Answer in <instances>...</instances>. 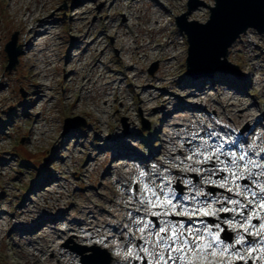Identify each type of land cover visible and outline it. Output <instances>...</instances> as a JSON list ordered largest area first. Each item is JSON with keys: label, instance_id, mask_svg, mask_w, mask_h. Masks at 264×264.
<instances>
[{"label": "rangeland", "instance_id": "1", "mask_svg": "<svg viewBox=\"0 0 264 264\" xmlns=\"http://www.w3.org/2000/svg\"><path fill=\"white\" fill-rule=\"evenodd\" d=\"M38 1L0 0V264H34L32 252L39 256L40 264H83L84 257L87 264H159V256L151 254L153 245L145 240L155 241V235L150 233L161 227V221L169 220L182 222L185 229L194 223L203 232L198 243H211L203 258L197 254L191 264H219L227 254L220 249L222 245L213 246L206 228L196 220L206 216L184 212L202 207L204 202L213 209L237 208L236 212L208 215L218 221L216 225L232 224L229 217L238 221L243 216L248 217L245 225L251 227L254 219L261 224L251 211L256 198L244 193L243 188L239 189L244 197L242 203L253 200L250 209L213 203L215 195L223 200L219 193L222 191L226 192L222 195L230 193L233 199H239L235 195L238 190H227L232 186L228 171L210 176L204 169L212 168L213 162L217 169H223L225 164L220 161L230 162L233 156L243 165L262 150L264 33L250 29L229 49L225 68L229 72L238 69L241 79L225 74L195 79L186 76L188 40L176 27V19L188 12L189 0H42L41 5L46 3L43 9ZM203 1L206 6L194 10L188 21L209 20V7L215 5V0ZM37 3L38 15L53 20L54 26L48 29L54 28L60 39L56 67L47 66L48 52L53 50L49 53L53 55L55 50L53 36L29 41L33 45H28L21 35L20 22L26 7L34 8ZM155 27L162 29L150 31ZM14 36L15 52L19 48L22 54L17 56L15 67L8 70L5 47ZM165 44L169 47L164 48ZM162 50L163 55L159 53ZM29 56L37 68L49 70L52 82L42 79L41 69L25 64ZM40 72L41 77L36 76ZM90 77L97 82L86 83ZM230 78L238 90L225 86ZM112 80V89H108L106 84ZM194 80L205 81L202 86L206 91L197 98L204 102L211 99L207 105L196 103L192 95L184 96L186 90L189 94L196 92L197 88H189ZM43 84H49L42 87L47 96L37 102L39 97L33 95L32 87ZM81 84L86 87L80 89ZM232 102L237 106L228 105ZM156 111L163 118H154ZM67 119L72 122L66 123ZM257 120L263 121L257 124ZM185 128L191 129L192 136L182 141L187 138ZM234 136L239 138L237 149L230 150L237 142ZM217 144L227 149V158L216 153L211 161L203 162V156L194 154L205 149L211 154L212 146ZM241 155L244 160H239ZM224 176L230 183L217 186L216 181ZM161 186L176 205L174 211L168 209L169 215H153L165 209L147 202L154 199L149 189H155L161 201L165 199ZM252 187L256 191L257 186ZM26 202L30 204L20 210ZM55 206L59 208L55 210ZM88 207L100 216V221L91 219L93 225L83 226L86 237L69 229L71 218H55L62 215L61 211L86 212ZM28 210L32 211L29 215H36L34 220L18 213ZM223 214H228L227 219L221 218ZM81 217L89 221L84 214ZM107 224L121 226L120 232L113 234L114 239L103 230ZM94 225L100 227L88 230ZM18 226L24 232L16 233ZM40 226L43 229L34 236L47 233L48 240L54 241L50 245L53 248H45L43 254L29 251L27 246L36 240L32 241V233ZM256 238L257 235L246 264H264V252L259 242L256 245ZM242 245L249 249L246 243ZM187 255L193 256L191 252ZM177 256L172 253L175 264H190L187 259L180 263Z\"/></svg>", "mask_w": 264, "mask_h": 264}, {"label": "water", "instance_id": "2", "mask_svg": "<svg viewBox=\"0 0 264 264\" xmlns=\"http://www.w3.org/2000/svg\"><path fill=\"white\" fill-rule=\"evenodd\" d=\"M187 6L188 12L176 19L177 28L187 36L189 45L187 75L198 79L221 73L241 78L238 69L229 72L225 68L229 49L250 29L264 33V0H215V5L209 7L210 17L206 23L188 21L194 10L206 6L203 0H189ZM16 41L14 36L5 47L8 70L15 67L17 56L22 54L19 48L15 52ZM70 121L72 119H67L66 123ZM83 264H87L86 257Z\"/></svg>", "mask_w": 264, "mask_h": 264}, {"label": "snow or ice", "instance_id": "3", "mask_svg": "<svg viewBox=\"0 0 264 264\" xmlns=\"http://www.w3.org/2000/svg\"><path fill=\"white\" fill-rule=\"evenodd\" d=\"M213 152L211 154L208 153L207 149H205L204 152H196L195 155H201L203 156V162H209L212 159V156L216 153H219L220 155L225 156L226 158L229 156L228 152H225L222 150V145L217 144L212 146ZM191 157H189L190 159ZM218 159V157H217ZM239 160H244V156L241 155L239 157ZM221 164H225V168L223 169H217L215 165L212 168L204 169V171H208L210 176H214L219 171H228L231 176V185L227 188L229 192L233 191V187H235L238 191L235 193V195L239 196L241 195V192L239 189L243 188L244 193L250 194L252 198H257L256 203L260 205V207L264 208V181H261L259 177H264V171L260 172H253L252 169L258 168V169H264V162H256L253 159H248L244 162L243 165H240L237 161V158L233 156L231 161H220ZM241 168L244 169V171H241ZM197 171H200L197 169ZM247 173V174H245ZM144 173H141V176H143ZM237 180H249L248 184L241 185L239 183H236ZM217 186L224 187L225 185H228L230 183L229 177L224 176L221 177L220 181H216ZM252 185H256L259 188V192L253 190ZM151 191V195L154 197V199L148 200V204L152 205L153 207H161L164 208L165 211L163 213H153V215H169L168 209L170 208L172 211L175 210L176 205L172 204L171 199L168 198L167 192L164 191V188L161 186V193L164 194L165 199L163 201L160 200L159 196L157 195L155 189H149ZM170 191V190H169ZM200 192L197 191V196H199ZM228 203V204H234L239 207V209H244L246 205H244L241 200L239 199H233L232 197L225 196L223 200L217 199L216 201H213V203ZM203 204L202 207L199 208H192L190 212L185 211V215H196L198 212L203 213V215H215L218 211H232L236 212L237 208L228 209L227 207L221 208V209H213L208 206L207 203L201 202ZM253 200H249V204H252ZM253 215L255 216L256 213L253 212ZM245 221L248 219L247 216L242 217ZM148 225H145L147 227ZM243 226V225H242ZM207 227V226H206ZM215 227L219 228V225H215ZM252 227H255V225H252ZM260 228L264 229V223L260 224ZM248 231V229H245ZM141 232H143V229H140ZM187 233V235H185ZM163 234V235H162ZM150 235H155L156 239L155 241L151 240H145V243H151L153 245V255H158L159 260L163 261L164 264H168V260L165 259L163 253H156L155 248L157 245L165 249L168 253V259L173 260V264H175V259L172 257V253H177V259L180 261L189 260L191 264V259H195L197 254L202 259L204 254L208 252V250L211 248V243H205L204 245H201L198 243V240L203 238V232L201 229L195 228V224H190L187 229L184 228V224L180 222L179 224L174 223L173 221H161V227L158 228L155 233H150ZM191 237V239H189ZM215 240L217 243H220V238L218 236H209V241ZM236 243L243 244L245 243L244 237L240 236ZM264 243V242H262ZM143 251H147L146 248H142ZM191 252L193 254L192 258L188 257V253ZM215 254L214 250L213 253Z\"/></svg>", "mask_w": 264, "mask_h": 264}, {"label": "bare ground", "instance_id": "4", "mask_svg": "<svg viewBox=\"0 0 264 264\" xmlns=\"http://www.w3.org/2000/svg\"><path fill=\"white\" fill-rule=\"evenodd\" d=\"M40 1H42V0H40ZM40 1H38L39 2V7L41 8V9H43V8H45V6H46V3H44V4H42L41 5V2ZM39 7H38V3H37V5H35L34 6V8H32L31 6H28V7H26V10H25V13H23V19L21 20V22H20V28H21V35L24 37V39L26 40V42L28 43V45H33V43H31V42H29V41H37L39 38H42L43 36H49V35H51V36H53V38H54V40L52 41V46L53 47H55V50H54V53H53V55H49V53H51L52 51H50V52H48V56H47V58L49 59V62L47 63V66H54V67H56L57 65H56V62H58L59 61V59H58V56H57V53H56V50H58V47L59 46H61V43L59 42V38H58V36L56 35V32L54 31L55 29L54 28H50V29H48L49 27L48 26H54L53 25V20H51V19H49V18H46V17H41V15H38V12H39ZM79 15V14H78ZM158 18H159V21L162 23V21H161V16H158ZM159 21L158 20H156V24H158L159 23ZM162 28H158V27H155V28H151V30L150 31H155V30H161ZM75 40V39H74ZM99 44H100V42H99ZM40 45H43L42 43L40 44ZM148 45H146V47H147ZM169 47V45L168 44H165L164 45V48H168ZM136 49V48H135ZM104 51L105 50H102L101 51V55H104ZM143 51H145V50H143ZM32 51L30 50L28 53H31ZM38 52H40V50L38 51ZM160 52H164L163 50L162 51H159V53ZM42 54H43V52H42ZM161 54V53H160ZM167 54H169V51L168 52H166V53H164V55H167ZM35 55H37V54H35ZM34 55V56H35ZM145 55V54H144ZM161 55H163V54H161ZM33 56V57H34ZM44 56V54L43 55H41V57H43ZM79 57V56H78ZM175 58V57H174ZM31 62V56H29V57H26V59H25V64H31V68L32 69H34V68H36L37 70H39V69H41L43 72H44V75L42 76V79H44V81H50V82H52V80H54L53 79V77H52V74H49L48 73V71L49 70H46L44 67H39V68H37L35 65H33L32 63H30ZM46 64V63H45ZM95 67V66H94ZM51 70V69H50ZM41 73L42 72H40V74L39 73H37V75L36 76H38V77H41ZM71 74V72H69L68 74H67V76H66V78H68L69 77V75ZM107 77V76H106ZM105 77V78H106ZM84 79H86V76L84 77ZM84 79H82L81 81H83ZM90 83V82H92V78L90 77V78H88V80L86 81V83ZM97 82V81H96ZM96 82H92L91 84H95ZM114 82V80H112V81H110V82H108L107 84H106V86H107V88L109 89V87H110V89H112L111 87L113 86V83ZM43 85H45V86H37V87H32V89H33V95L34 96H38L39 98H37V102H39L40 100H44V97H46L47 95H46V91H44V90H42V87H48V85L49 84H43ZM232 86H235V88L238 90L239 88L236 86V84H235V81L232 79V78H230V81L228 82V88H232ZM81 87L82 88H80V89H83V88H85L86 87V84H81ZM192 88H197V90H196V92H194V93H191V94H189L190 92H189V90H186L185 91V95L184 96H188V95H192L193 97H195V98H197L198 97V95H199V93H205V91H206V89H204V88H201V83L199 82V81H197V82H195L191 87H190V89H192ZM207 88V87H206ZM46 89H48V88H46ZM229 91H231L232 92V89H229ZM220 92V91H219ZM233 96V95H232ZM233 98V97H232ZM197 101H196V103H199V102H204L203 100H201V99H199V98H197L196 99ZM211 101V99L210 100H207V101H205L204 103L207 105L209 102ZM231 101V100H230ZM239 102H240V104H241V101L239 100ZM226 104V103H225ZM228 105H230V106H237V104H235L234 102H232L231 104H228ZM227 105V106H228ZM158 111V110H157ZM157 111L154 113V114H152V116L154 117V118H158V119H160V118H163V116L160 114V113H157ZM243 112V111H242ZM165 117V116H164ZM167 117H171V115H168ZM244 117V115L242 114V115H240V119H242ZM256 123L258 124L259 123V120H257L256 121ZM176 126H178V125H176ZM182 126V125H181ZM187 131H186V136H187V138H183L182 139V141H186L187 139H189L190 138V136H192V135H190V131H191V129L190 128H185ZM179 139H181V138H179ZM214 142H217L216 140H213ZM176 145H178L177 143H174V146L175 147H177ZM165 150V149H164ZM147 176H150V174L148 173V175ZM154 182H155V180H154ZM47 183H48V181H47ZM49 185V184H48ZM155 189H157V186H155L153 183L151 184ZM223 197V196H222ZM30 203L29 202H26L23 206H21L20 207V210L22 209H24V208H26V206L27 205H29ZM57 207L59 208V206H55L54 207V209L56 210L57 209ZM74 207V206H73ZM84 208V207H83ZM83 208H81L82 210H84ZM71 211L72 210H64V211H61L60 213L62 214L61 216L60 215H58V216H56L55 218H57V217H59L60 218V220L62 219V218H65V217H69V218H71L72 219V223H69L68 224V227H69V229H72V230H75V231H77V232H79V234H80V237H86V235H84L85 234V227H83V226H89V225H93V224H91L92 222V220L94 219V221H98L99 220V215L98 214H94V212L92 211V207H88V208H86L85 209V211L86 212H83V211H77V210H73L72 212H73V214L71 213ZM32 211L31 210H28L27 212H18L19 213V215L20 216H22V215H25V216H30V219H32V220H34L35 219V214H32V215H29V213H31ZM84 214V216H86L88 219H89V221H87L85 218H83V217H81V215H83ZM90 215H93V216H90ZM14 217H15V215H14ZM45 217H40L39 219L40 220H42V221H45V219H44ZM47 218V217H46ZM92 219V220H91ZM100 221V220H99ZM101 223V222H100ZM107 227L106 228H104L103 230H106V234H108V237H110V239H114V237H115V235H113V234H115V233H119L120 232V227L121 226H114L113 227V225H110V224H107L106 225ZM90 227H92V226H90ZM98 227H100L99 225H94V227L93 228H88V230H91V229H96V228H98ZM17 228V230H16V233L17 232H24V230L23 229H21V228H19V226L18 227H16ZM43 228H42V226H40L39 228H38V230H35L33 233H32V236H34L36 233H38L39 231H41ZM109 229H112V230H109ZM56 231V230H55ZM27 233V232H26ZM29 235L31 234V232H29L28 233ZM35 237V236H34ZM36 237H38V236H36ZM33 238L32 239V241L33 240H35L34 241V245L32 244V243H30V244H28L27 246H29V251H37L38 250V252L40 253V254H43V252H44V250H45V248L46 249H52L53 248V246H50V245H53L54 244V241H51V240H48V238H49V235L47 234V233H42L41 234V237H39V238ZM112 243H113V241H111ZM36 249V250H35ZM155 251L156 252H158V253H163L164 254V257H165V259L166 260H168V261H173L172 259H168L167 257H168V253H167V251L165 250V249H162V248H156L155 249ZM30 257H32V258H34V264H37V263H39L40 264V262H39V256L36 254V253H34V252H32V254L30 255ZM64 258V257H63ZM65 260H62V263L64 262ZM184 262V261H183ZM182 261L180 262V263H183ZM159 264H164V262L163 261H161L160 260V262H159ZM169 264V263H168ZM184 264V263H183Z\"/></svg>", "mask_w": 264, "mask_h": 264}, {"label": "flooded vegetation", "instance_id": "5", "mask_svg": "<svg viewBox=\"0 0 264 264\" xmlns=\"http://www.w3.org/2000/svg\"><path fill=\"white\" fill-rule=\"evenodd\" d=\"M210 190H211V192H216L215 190H217V189L211 188ZM219 193H221V196L225 197V195H222V194L226 193L225 191H222ZM231 196L234 198L233 195L228 193L227 197H231ZM239 200H241V202H243V200H244L242 193H241V195H239ZM246 205H247L246 209H250V205L248 203H246ZM251 211L255 212L256 216H257L258 212L264 213V211H262L260 206H258L257 204H255V206L252 207ZM227 216H228V214H227ZM174 219L175 218H173V220ZM225 219H227V217H225ZM228 220L234 221V222H232V224L229 222L228 223H224V222L220 223L219 228H217V227H215L216 223L218 222L217 220L209 219V221H207L206 219H202V221L206 222L205 226H202V227H205L206 230L208 231V234H209L208 237L210 235H212V236H218L220 238L219 244L217 243V241L213 240L216 243V244L214 243L215 244L214 246H217V245L221 246L222 245V247H220V249L227 254V257L225 259L220 260L219 264H246L245 260H247L250 256V248L255 243V240L253 239V237L256 235L258 237L259 233L262 229L260 228V225H258L257 219L256 220L254 219L253 221H251V222H253V225H255V227H252V225H251V227L249 225H245L244 219H242V220L238 219V221H235L234 218L229 217ZM196 226H198V224ZM246 228L248 229V231L245 230ZM240 236L244 237V241L249 248L248 250L243 249L242 244L236 243V240ZM256 240H257V238H256ZM257 242L258 241H256V245H257Z\"/></svg>", "mask_w": 264, "mask_h": 264}]
</instances>
